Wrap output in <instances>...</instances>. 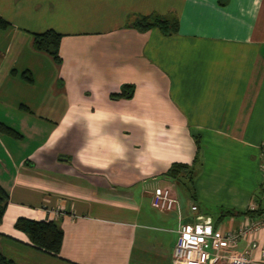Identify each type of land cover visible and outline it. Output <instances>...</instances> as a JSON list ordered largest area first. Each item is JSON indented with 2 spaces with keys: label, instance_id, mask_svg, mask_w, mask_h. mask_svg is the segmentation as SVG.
I'll list each match as a JSON object with an SVG mask.
<instances>
[{
  "label": "crops",
  "instance_id": "crops-1",
  "mask_svg": "<svg viewBox=\"0 0 264 264\" xmlns=\"http://www.w3.org/2000/svg\"><path fill=\"white\" fill-rule=\"evenodd\" d=\"M152 14L176 17L179 32L129 27ZM0 16V123L21 135L0 132L3 256L173 264L179 226L200 221L222 256L262 264L264 0H0ZM47 30L63 35L61 64L34 48ZM125 85L131 99L117 96ZM195 161L190 189L164 176ZM166 187L173 212L153 206ZM225 208L263 212L223 218ZM20 218L56 223L59 255L30 246ZM245 224L253 237L223 238Z\"/></svg>",
  "mask_w": 264,
  "mask_h": 264
},
{
  "label": "trees",
  "instance_id": "trees-1",
  "mask_svg": "<svg viewBox=\"0 0 264 264\" xmlns=\"http://www.w3.org/2000/svg\"><path fill=\"white\" fill-rule=\"evenodd\" d=\"M9 26V23L0 16V28L5 29ZM129 27L139 31L148 32L152 29H159L164 35L171 36L179 32L180 24L176 17L162 16L158 14H152L148 16H136L133 18ZM63 35L55 30H47L43 33L35 34L34 36V48L39 51L50 55L57 64L62 63V57L60 54L61 43ZM135 93L134 85L123 86L121 92L117 94L118 97H125L131 99ZM115 95H113L114 97ZM0 132L14 137H21L15 130L8 126L0 123ZM196 161L193 165L187 164H173L169 170L164 174L165 177L171 180L181 181L183 185L190 184L194 186L196 181ZM186 177V178H185ZM9 201V196L6 191L0 186V225L5 214ZM262 210L247 211V212H236L235 210H227L223 212V218L227 216L235 215H251L257 216L262 214ZM15 228L25 233L29 240L30 246L41 250L47 254L58 256L64 239V233L61 228L53 221H35L25 218H20L15 223ZM0 264H16L14 261L6 258L0 253Z\"/></svg>",
  "mask_w": 264,
  "mask_h": 264
},
{
  "label": "built area",
  "instance_id": "built-area-1",
  "mask_svg": "<svg viewBox=\"0 0 264 264\" xmlns=\"http://www.w3.org/2000/svg\"><path fill=\"white\" fill-rule=\"evenodd\" d=\"M261 172L264 181V158L261 161ZM264 183V182H263ZM154 208L162 212H173L178 208V200L171 189L162 188L155 192L153 197ZM192 212L197 213V206H192ZM258 226L245 224L238 232L223 236L231 243L239 238L253 237ZM222 238L214 234L213 226L205 222L181 224L178 229V238L172 255L173 264H256L250 253L240 256L224 257L219 253ZM256 243L252 244L255 248ZM262 264H264V248L262 250Z\"/></svg>",
  "mask_w": 264,
  "mask_h": 264
},
{
  "label": "rangeland",
  "instance_id": "rangeland-1",
  "mask_svg": "<svg viewBox=\"0 0 264 264\" xmlns=\"http://www.w3.org/2000/svg\"><path fill=\"white\" fill-rule=\"evenodd\" d=\"M227 208H225L224 210H222V211H225ZM211 213H212V215L214 216V217H217L218 216V213L217 212H213V211H211Z\"/></svg>",
  "mask_w": 264,
  "mask_h": 264
}]
</instances>
